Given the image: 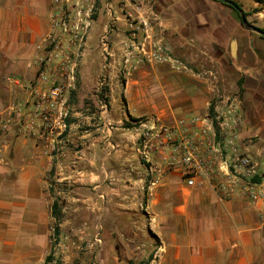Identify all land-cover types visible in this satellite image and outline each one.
I'll list each match as a JSON object with an SVG mask.
<instances>
[{
  "label": "crops",
  "instance_id": "crops-1",
  "mask_svg": "<svg viewBox=\"0 0 264 264\" xmlns=\"http://www.w3.org/2000/svg\"><path fill=\"white\" fill-rule=\"evenodd\" d=\"M154 1L157 31L169 58L137 68L121 89L113 87L109 114L98 116L103 136L97 135L98 125L86 135L85 152L49 153L47 145L22 136L17 127L7 134L10 152L0 166V264H43L54 224L43 176L51 163L57 170L65 166L57 174L68 175L72 161L85 169L80 186L90 196L83 202L94 212L102 208L103 222L111 223L106 178L119 180L114 204L124 224L120 264H139L150 254L148 264H264L260 207L243 196L218 195L216 187L229 172L225 162L220 160V172L211 181L196 179L193 186L182 180L180 168L159 163L157 154L152 173L137 154L138 133L129 124L154 116L173 126L204 115L214 99L234 95L243 77L240 136L251 140L246 152L264 174V38L246 30L237 13L219 1ZM49 13L47 0H0V120L34 78L36 46L50 31ZM126 47L123 40L112 51L123 55ZM108 68L112 76L113 64ZM84 115L96 120L97 114ZM111 119L118 126L107 127ZM71 136L74 143L85 138ZM59 155H65L61 163Z\"/></svg>",
  "mask_w": 264,
  "mask_h": 264
},
{
  "label": "rangeland",
  "instance_id": "rangeland-1",
  "mask_svg": "<svg viewBox=\"0 0 264 264\" xmlns=\"http://www.w3.org/2000/svg\"><path fill=\"white\" fill-rule=\"evenodd\" d=\"M140 1L47 0L50 12L49 18L53 14L58 23H65L66 25V32L61 30L58 32L59 36L57 38H61L63 43L67 41L77 44L79 47L74 78L64 83V93L67 101V116L64 121L66 129L58 136L59 130L56 127L52 137H48L47 140H38L47 145L49 153L85 152L86 135H90L91 131L96 129L98 125L100 131L97 132V135H104L102 132L103 118L98 119V116L101 117L102 112H105L106 115L109 114L108 103L113 87L116 85L121 89L124 79H127L122 73L124 65L119 50L112 51V59H104L100 38L106 29L109 27L111 29L109 40L113 47L130 35L127 28V17L130 15L133 18L139 17L136 19V27H140L138 33L140 37L150 43L149 45H162L165 48L162 36L157 31V22L148 20L150 11H155V1L142 0V4H140ZM230 1L236 2L242 11L247 13L246 20L249 24L264 29V5L253 4L251 0ZM111 18L112 20H110ZM142 22H146V26H143ZM98 29L99 32H97ZM109 63L113 64L112 76L109 75ZM155 64L157 63H144L142 66ZM261 66L264 73V64H261ZM245 83L246 80L243 77L240 78L235 85V94L229 96L230 98H236L240 109ZM77 111H79V115L76 114ZM208 112H210V109ZM85 113L97 114L96 120L90 119V117L89 120L83 118ZM113 121L111 119V124H107V127L118 126L113 124ZM71 133H75L80 137L85 135V138H80V140H76L78 142L74 143L71 141ZM250 141V139L241 138L240 145L243 154L247 153V146L252 144ZM102 146L101 141V155L103 153ZM108 149H111L115 154V149ZM58 158L59 163H61V159L65 158V155H59ZM68 165L71 169V171L68 170V175L57 174V172L64 173L66 171L65 166H62L61 170H57L51 163L43 176L50 208L53 202L57 201L61 212L59 234L53 236L51 231L52 247L43 264H120L119 231L124 228V224L118 222L119 210L114 204L119 202L120 198L117 191L119 180L117 178L111 180L106 178V183H110L111 186V223L103 222L104 212L102 215V208H99L98 211L95 209L96 212H94L88 207L86 201L83 202L87 196H90L89 191H83L80 186V180L84 177V172L82 173V170L85 171L84 166L78 169L74 161L68 162ZM64 177L66 178L61 182L58 180ZM104 211L106 212V210ZM53 227L54 224L52 229Z\"/></svg>",
  "mask_w": 264,
  "mask_h": 264
},
{
  "label": "built area",
  "instance_id": "built-area-1",
  "mask_svg": "<svg viewBox=\"0 0 264 264\" xmlns=\"http://www.w3.org/2000/svg\"><path fill=\"white\" fill-rule=\"evenodd\" d=\"M149 14L148 20L156 21L155 12ZM137 18L127 17L130 35L124 39L127 51L121 59L122 73L127 78L144 63H163L169 58L162 45H149L140 37ZM141 24L146 26V22ZM61 30L66 32L65 23H58L51 14L50 31L36 46L34 78L22 87L25 96L20 100L13 97L14 101L5 108L0 120V166L7 162L5 155H9L10 149L6 136L13 127H17L22 136L37 140L52 137L56 127L58 136L66 129L64 83L74 78L79 47L57 38ZM110 31L109 27L100 38L105 60L113 58ZM14 80L19 84L18 79ZM210 108L212 112L179 119L173 126L165 125L154 116L130 121L138 133L137 154L152 173L157 167L155 154L165 167L180 168L182 180L188 186L195 185L196 179L211 181L220 172L218 163L223 160L229 172L227 179L216 187L218 195L221 199L243 196L258 205L264 229V174L248 153H242L243 114L240 106L236 98L220 97L210 104Z\"/></svg>",
  "mask_w": 264,
  "mask_h": 264
},
{
  "label": "trees",
  "instance_id": "trees-1",
  "mask_svg": "<svg viewBox=\"0 0 264 264\" xmlns=\"http://www.w3.org/2000/svg\"><path fill=\"white\" fill-rule=\"evenodd\" d=\"M252 1H254V2L258 3V4H261V5H264V0H252ZM223 4L226 5L227 7L231 8L233 11H235L237 13V15H238L239 22H241L240 15H239L238 11L235 9V7L229 6V5L225 4V3H223ZM234 4H235V6H237L238 8L241 9V7L236 2H234ZM243 13H244V16L246 18L247 13H245V12H243ZM261 30L264 31V29H261ZM210 112H212V108H210ZM51 215H52V218L54 219L53 236H57L59 234V223H60V220H61L60 207H59L57 201H54L52 206H51ZM151 258H152V255L150 254L148 256L147 260L142 261L139 264H148L149 261L151 260ZM129 264H133V263H129Z\"/></svg>",
  "mask_w": 264,
  "mask_h": 264
},
{
  "label": "water",
  "instance_id": "water-1",
  "mask_svg": "<svg viewBox=\"0 0 264 264\" xmlns=\"http://www.w3.org/2000/svg\"><path fill=\"white\" fill-rule=\"evenodd\" d=\"M216 1H219V2H221V3H225V4L229 5V6H233V7H235V9L238 11V13H239V15H240L241 22H242L244 28H245L246 30L252 31V32H254V33H257L258 35H260L261 37L264 38V31H262V30H261L260 28H258V27H255V26H253V25L247 23L243 11H242L240 8H238L237 6H235L234 2H232V1H230V0H216Z\"/></svg>",
  "mask_w": 264,
  "mask_h": 264
}]
</instances>
